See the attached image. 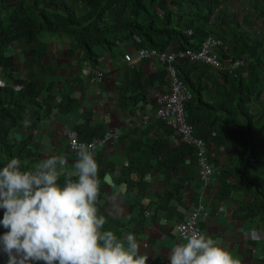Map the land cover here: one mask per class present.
<instances>
[{
	"label": "trees",
	"instance_id": "trees-1",
	"mask_svg": "<svg viewBox=\"0 0 264 264\" xmlns=\"http://www.w3.org/2000/svg\"><path fill=\"white\" fill-rule=\"evenodd\" d=\"M257 23L261 26L259 35ZM188 30L191 35H187ZM208 36L227 48L219 49L222 63L243 60L247 65L229 74L198 62L174 63L177 76L191 93L184 106L186 120L194 136L210 148L211 164L218 171L220 186L213 206L218 208L221 202L239 195L243 200L233 216L264 225V0H0V167L16 157L22 168L31 169L51 156L44 153L32 132L49 120L55 109L54 82L49 78L57 67L48 58L54 41L65 44L66 57L74 59L80 72L90 67L86 76L90 79L93 70L106 77L99 60L106 55L112 61L123 57V44H130L134 50L158 52L199 50ZM19 58L25 71L18 65ZM149 60L155 62L149 82L167 91L165 67L154 58L142 61ZM130 71L131 76L118 89L120 105H125L126 99L134 105L137 95L144 98L140 94L144 90L141 71ZM77 107L78 103L68 98L56 109L68 113ZM87 117L75 132L79 140L88 142L104 132L91 126ZM25 119L30 124L27 128L23 126ZM155 128L169 132L159 120ZM17 131L28 135L17 139ZM178 145L169 147L160 141L150 145L151 157L157 158L152 168L166 180L178 167L183 170L176 189L194 176L196 168L194 148ZM135 151L142 156L141 148ZM185 159L190 164L185 165ZM140 164L145 170L151 169L146 160ZM141 171L128 161L120 171V180L129 185L130 173L140 175ZM134 185L138 202L146 184L139 180ZM170 187L173 190L157 194V210H165L175 199V184ZM97 207L107 220L104 229L112 230L118 238L128 233L137 235L143 227V209L125 222L108 213V202L98 198ZM5 231L0 225V233Z\"/></svg>",
	"mask_w": 264,
	"mask_h": 264
},
{
	"label": "crops",
	"instance_id": "crops-1",
	"mask_svg": "<svg viewBox=\"0 0 264 264\" xmlns=\"http://www.w3.org/2000/svg\"><path fill=\"white\" fill-rule=\"evenodd\" d=\"M257 33L260 34L261 31L257 30ZM57 43L61 47L65 46L58 40L52 45L55 46ZM122 50L128 54H133L134 51L133 47L127 43L122 45ZM60 52H55L52 47V52L48 55L49 59L56 61L57 67L56 72L50 78L48 77L54 82L52 88V95L55 98L54 112L49 120L41 123L40 127L32 133L45 154L65 155L69 161V168L73 166L76 153L68 148L66 132L72 131L76 135V128L85 123L84 119L88 118L87 115L90 116L91 126L99 127L103 132L110 131L118 136L116 141L95 154L99 164L100 195L98 198L101 202L109 203L110 215L125 222L134 218L142 209L144 210L143 227L135 236L141 243L140 254L148 257L147 264H169L170 248L178 243L173 226L201 200L206 206L207 213V216L199 222L201 232L216 239L221 246L230 250L241 264H264V225L258 224L255 220L233 216L240 201L243 200L241 196H232L216 208L213 206V199L220 186L217 178L210 185H203L199 180L196 167L194 176L185 181L181 188L176 189L178 181L184 175L182 169L178 167L175 175L166 180L165 176L152 168L157 159L150 154L152 142H167L169 147H179L168 131L155 128L157 121L153 117L156 109L155 97L165 91L148 80L155 71V62L132 60L127 63L122 57L112 61L110 56L106 55L99 60L98 66L106 71L107 75L100 85H94L83 73V71H90V67L80 72L74 59L66 57L65 51V59L58 64L57 57ZM61 68L64 69L62 74ZM131 69L141 71L144 90L140 94H143L144 98L136 94L134 105H130V99L125 100V105H120L118 89L122 82L131 76ZM68 98L76 101L78 107L72 108L68 113L58 112L56 107L66 103ZM122 106L127 107L122 108ZM143 115L149 117L147 122L142 120ZM27 133L17 131L15 135L17 139H22L28 135ZM136 148L142 149V156L135 151ZM225 159L224 157V162ZM143 160H146V165L151 169L145 170L144 165L140 164ZM128 161L133 163L134 168L142 169V173L139 175L137 172H131L127 177L130 184L125 185L120 180V171ZM184 164L188 165L190 161L185 159ZM139 180L146 184V190L142 198L136 202L137 188L134 183ZM174 184L175 199L169 201L165 210H157V194H161L166 189L173 190L170 185ZM3 213L4 210L0 209V217ZM3 234L0 233V236ZM7 260V255L0 251V264H7ZM37 264H43V262H37Z\"/></svg>",
	"mask_w": 264,
	"mask_h": 264
},
{
	"label": "clouds",
	"instance_id": "clouds-1",
	"mask_svg": "<svg viewBox=\"0 0 264 264\" xmlns=\"http://www.w3.org/2000/svg\"><path fill=\"white\" fill-rule=\"evenodd\" d=\"M23 126H30L27 119ZM68 163L65 155L54 154L31 169L16 157L0 167V225L6 229L0 251L7 264H147L135 235L121 239L104 229L94 150L79 144L73 166ZM195 220L174 233L182 242L170 248L169 264H241L216 239L194 229Z\"/></svg>",
	"mask_w": 264,
	"mask_h": 264
},
{
	"label": "built area",
	"instance_id": "built-area-1",
	"mask_svg": "<svg viewBox=\"0 0 264 264\" xmlns=\"http://www.w3.org/2000/svg\"><path fill=\"white\" fill-rule=\"evenodd\" d=\"M187 35H191V31H187ZM224 51L227 50L223 47L222 42L208 36L199 50H166L163 52H158L154 49L140 48L133 51V54H124L123 61L130 63L132 60L142 61L149 58H154L160 65L165 67L166 72L169 75V87L167 91L161 92L155 97V113L153 117L156 120L163 122L168 128V134L175 140L178 144L188 145L194 148V156L196 158V167L198 170L199 180L203 185H210L217 176V169L211 164V150L206 145V143L194 136V129L186 120L185 113V103L191 99V93L186 87V85L177 76L176 70L174 68V63L178 61L185 60L190 63H202L213 67L215 70L226 71L231 74L240 67H245L247 64L243 60H236L233 62L222 63L219 60L218 52L220 48ZM90 71H83V73L89 77ZM91 82L98 85L104 80V75L99 70H93L92 77H90ZM142 120L147 122L149 117L143 115ZM67 145L70 151L76 153V146L79 144H86L90 146L94 153L103 150L108 144L116 141L118 136L110 131L103 133L102 137L94 138L91 141H81L72 132H66ZM195 216L196 220L193 224V228L200 231L199 222L203 217L207 216L206 206L203 201L197 202L190 212L182 218L180 221L174 224V231L180 226H185L187 223ZM178 242H182L178 235H176Z\"/></svg>",
	"mask_w": 264,
	"mask_h": 264
},
{
	"label": "rangeland",
	"instance_id": "rangeland-1",
	"mask_svg": "<svg viewBox=\"0 0 264 264\" xmlns=\"http://www.w3.org/2000/svg\"><path fill=\"white\" fill-rule=\"evenodd\" d=\"M237 8L240 9L239 6H237ZM243 17H244V16H243ZM256 26H257L256 31L258 30V31L260 32V31H261V26L259 25V23H257ZM258 35H259V34H258ZM52 47H53V50H55V52H56V51H61V52L59 53L58 57H57V63H58V64H61V63L63 62L62 60L65 59V57H64V51H66L65 46L63 45V47H61V45L57 43L55 46L52 45ZM52 47L49 48V53H48V55L51 54V52H52ZM51 59H52V58H51ZM55 62H56V61H55ZM18 65H19V67L21 66L20 68H21L22 71H25V69L22 67V65H20V58H19V60H18ZM55 72H56V71H55ZM63 72H64V69L61 68L60 73L62 74ZM262 97H264V94L262 95Z\"/></svg>",
	"mask_w": 264,
	"mask_h": 264
}]
</instances>
